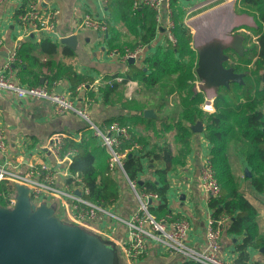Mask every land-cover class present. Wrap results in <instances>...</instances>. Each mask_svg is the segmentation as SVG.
Instances as JSON below:
<instances>
[{
    "label": "crops",
    "instance_id": "obj_1",
    "mask_svg": "<svg viewBox=\"0 0 264 264\" xmlns=\"http://www.w3.org/2000/svg\"><path fill=\"white\" fill-rule=\"evenodd\" d=\"M28 1L30 0H3L0 4V66L6 60L9 51L14 47H17L18 50L22 44L27 43L35 49L33 54L39 61L51 59L54 66L58 64L71 65L76 74L88 78L86 82H82L74 88L67 79L56 80V84L54 83L51 87L54 91L61 90L77 108L84 107L93 122L99 126L106 125L110 121L125 122V126H128L131 131L132 139L141 146L138 153L143 152V150H150L159 144L163 139H159L153 147L147 140L145 143H141L139 140L144 136L147 139L148 133L156 132L155 124L162 114L159 109L153 108L151 105H145L143 102L135 101V99L126 100L125 89L122 90V87L127 84L129 86L131 83L128 91L129 93L132 92L133 85L136 84L135 79L119 85L121 96L112 97V103L103 101V95L99 88L108 84L113 76L116 81L120 82L123 75L132 66L131 64H143L144 59L151 56L159 46H165L168 42L162 28L157 27L154 38L147 45L145 44L142 56L140 53L134 63L123 62L108 55V50L114 48L111 44L131 42L142 32L139 25L132 27L124 22L122 12L126 8L127 0H33L43 13L56 11L53 28L43 32L28 31L19 22L18 14L26 8ZM188 1L176 0L175 5L184 9ZM176 6L173 7L175 11L177 10ZM87 13L94 16L105 15L108 23L107 33L80 26L81 19ZM128 26L132 29H129ZM203 29L214 30L211 27ZM252 32L254 33V31ZM66 36H73L74 38L68 43L61 42V39ZM43 38H47L56 44V52L52 56L41 51L40 41ZM67 49L73 52L72 56L64 54ZM139 58L142 62L138 61ZM14 70L16 78L20 81L19 66L15 65ZM29 70L30 72L25 74L28 77L29 74L43 71V68L39 67L37 63H31ZM42 83H46L44 77L40 79V84ZM195 90L200 91L196 88ZM146 110H151L153 114L146 116L144 114ZM160 121L162 125L166 123L164 119ZM197 121L202 122V120ZM0 125L8 139L9 154L7 160L12 166L22 171L28 170L30 167L38 168L42 162H48L53 168L57 167L54 158L44 147L52 134L59 133L63 137L70 135L75 138L74 141L78 142L85 133H91L90 130L86 129L84 118L73 111L56 114L51 104L46 100L32 98L16 100L3 91H0ZM142 125H150V132L147 128L142 130L140 127ZM202 125L203 130L201 132L193 131V134L185 141L187 151L181 156L183 162L172 167L165 174L169 182L165 201L166 208L156 210L160 201L157 200L152 203L153 214L156 217H185L189 220L190 229L187 242L194 246L201 244L208 219L211 217L208 198L199 184L200 165L208 157L210 149V143L205 135L204 122ZM159 134L161 136L163 132L160 131ZM173 135L174 133L171 134L172 137ZM163 138L166 139L164 135ZM95 139L97 144L101 145L96 137ZM171 150L172 154L177 153L176 149L171 148ZM235 158L236 169L233 172L234 177L238 178V191L243 194L256 211L254 219L256 237L264 236V194L256 190L250 180L244 177L243 173L247 171L244 156H235ZM142 162V171L138 174L139 180L142 182L147 179L158 182L159 176L153 169L147 167V159H142ZM118 174L115 173L117 178L120 179L122 175L126 181L123 173L118 172ZM55 181L58 186L64 187L66 178L56 175ZM70 189L77 191L78 188L70 187ZM120 193L117 203L108 207L117 211V215L126 218L137 204L134 195L128 194L131 192L120 191ZM41 203L51 207L53 214L61 222L77 225L97 237L102 244L113 251L114 264H182L183 262L182 257L178 254L163 250L151 242H148L147 249L142 256L137 259H130L123 250L127 241V229L117 219L100 216L80 224L71 219V207L68 199L46 196L40 201ZM242 239L243 235L229 233L224 228L220 239L221 258L233 263L238 256L236 245ZM247 251L249 258L246 264H264L262 248L248 246Z\"/></svg>",
    "mask_w": 264,
    "mask_h": 264
},
{
    "label": "trees",
    "instance_id": "obj_2",
    "mask_svg": "<svg viewBox=\"0 0 264 264\" xmlns=\"http://www.w3.org/2000/svg\"><path fill=\"white\" fill-rule=\"evenodd\" d=\"M127 1L126 8L122 12L124 22L132 27L139 25L142 32L136 36L137 39L135 37L131 42L111 44L120 50L128 43L131 45L130 49L149 43L158 29L155 13L151 8L143 4L134 7L132 0ZM175 1L171 0L172 7L176 3ZM239 1L244 12L251 15L256 23L255 27H251L256 35V40L251 46H244L242 55H238L232 50L226 51L230 58L224 65L233 66L236 71H243L244 76L241 83L230 82L228 86H218L212 112L206 115L199 106L202 101V92L196 91L194 84L189 79L194 75L193 67L196 64V57L192 55L195 50L189 49L183 41L180 44L177 42L172 44L167 41L165 46H159L151 56L145 58V65L131 64L132 66L123 75L120 82L116 81L113 76L108 84L99 88V91L103 95L104 102L112 103V97L120 95L119 85L128 80L138 78L141 82L152 86L166 74L177 75V93L186 89L184 93H180V97H183V109L180 113L182 114L181 120L176 122L173 135L177 153L172 154L171 144L166 139L160 141L150 150H143L141 153H128L123 161L125 176L135 182L138 191L156 193L160 201L156 210H164L169 187L165 174L172 167L183 162L181 156L187 151L185 141L193 134L191 126L197 120H204L205 135L210 143L208 158L219 184V193L208 198V207L211 209L213 218L229 217V221L224 227L227 232L243 235L242 241L236 245L238 256L233 264H246L249 258L248 246L262 248L264 254V236L256 237L254 220L256 211L238 191V178L234 177L229 161L231 153L229 149L232 147V153L237 157L244 156L247 163V171L243 173L244 177L250 180L256 190L262 191L264 188V0ZM173 12V19H177V13L175 10ZM175 29L180 35L185 36V28L182 23L176 24ZM187 37L188 35L185 36V38ZM181 45L189 49H187L191 55L189 63L179 54ZM40 47L42 52L51 56L56 52V44L47 38L41 39ZM34 51L35 49L27 43L22 44L17 50V60L14 66L20 68L21 83L39 85L41 77H44L46 84L51 87L56 80L67 79L74 88L88 79L76 74L71 65L58 64L54 66L51 59L39 61L33 54ZM64 54L72 56L73 52L67 49ZM250 54L253 55V61L249 58ZM235 57L237 58L235 59ZM31 63H37L39 67L43 68V71L34 72L28 77L25 74L30 72ZM163 131L166 132L165 127L161 129V132ZM126 145L128 143L124 146ZM68 149L75 150V155L69 165L71 175L66 178V183L70 187L83 186L87 188L88 192L83 196L93 203L106 206L115 205L121 195L120 184L115 173H112L108 168V154L104 147L97 144L95 137L87 132L78 142L64 138L63 150ZM144 158L147 159V167L158 174V182L146 179L139 183L138 174L142 171V159ZM13 189L11 184L0 182L1 206L6 204ZM149 212L152 214L154 212L152 205H149ZM182 264L200 263L183 260Z\"/></svg>",
    "mask_w": 264,
    "mask_h": 264
},
{
    "label": "built area",
    "instance_id": "obj_3",
    "mask_svg": "<svg viewBox=\"0 0 264 264\" xmlns=\"http://www.w3.org/2000/svg\"><path fill=\"white\" fill-rule=\"evenodd\" d=\"M3 0H0V4ZM134 7L146 5L155 13L158 26L162 28L168 42L176 43L173 34V7L171 0H132ZM56 11L43 13L38 9L37 3L28 1L26 8L18 14L19 22L24 28L31 32L50 31L54 26ZM80 26L90 28L99 32L107 33L108 23L106 16L85 14L80 21ZM143 45H138L133 49L124 47L111 48L108 55L123 62L129 59L136 60ZM17 60V47L7 53L6 60L0 66V91L6 92L16 98L24 100L26 98L46 100L51 104L56 114L66 111H73L84 118L86 129L91 131L108 154V168L112 173H124L123 161L128 153H138L141 146L132 139L128 126L117 121L99 126L93 122L86 112V109L77 108L72 101L62 92H56L46 83L39 85L22 84L15 76L14 63ZM120 80V78H117ZM56 84V83H55ZM214 98H206L203 109L211 112L214 109ZM67 137L75 140L72 136H62V134H52L46 141L44 147L54 158L57 165L53 168L48 162H42L38 168L30 167L22 171L15 168L8 162L9 146L4 129L0 125V182L11 184L13 191L9 195L4 207L13 208L16 203L15 185L20 184L29 191L32 203L39 205L46 196L68 199L71 207V219L74 222L84 224L100 216H108L117 219L124 224L127 229V241L123 246L124 253L130 259H137L142 256L148 242L154 243L163 250L178 254L185 261H194L200 264H233L221 258V232L227 222L228 216H220L208 219L204 237L201 244L194 246L187 242V235L190 229V222L185 217L165 216L159 219L154 218L149 212V205L153 201L159 200L156 193L138 191L134 181L126 176L135 200L136 207L126 217L123 218L100 203H93L83 196L88 190L85 187H78L79 194L70 189L65 182L64 187L58 186L55 176L67 178L70 176L68 167L74 158L73 149L63 150V139ZM126 143L128 145L124 146ZM63 165V167H60ZM199 184L206 197L216 196L219 193V184L215 177L213 167L209 158L206 157L199 169ZM264 194V188L261 191ZM1 194V193H0Z\"/></svg>",
    "mask_w": 264,
    "mask_h": 264
},
{
    "label": "water",
    "instance_id": "obj_4",
    "mask_svg": "<svg viewBox=\"0 0 264 264\" xmlns=\"http://www.w3.org/2000/svg\"><path fill=\"white\" fill-rule=\"evenodd\" d=\"M73 38L66 36L61 42L68 43ZM244 40L240 32L195 38L196 74L209 83L216 80L217 86L241 83L244 73L224 63L230 58L227 50L243 54ZM128 62L134 63V60L131 58ZM144 114L153 113L146 110ZM191 129L201 132L202 122L196 121ZM15 191L13 208L0 205V264H114L113 251L97 237L77 225L61 222L44 203H32L26 187L16 184Z\"/></svg>",
    "mask_w": 264,
    "mask_h": 264
},
{
    "label": "rangeland",
    "instance_id": "obj_5",
    "mask_svg": "<svg viewBox=\"0 0 264 264\" xmlns=\"http://www.w3.org/2000/svg\"><path fill=\"white\" fill-rule=\"evenodd\" d=\"M226 5L229 6L230 13L232 14V16L235 19L232 18V20H230V22L227 23L228 25L223 27V28H217L216 26H212L211 28H214L218 31H221V34L227 33V35L230 33H234V32H240L244 36L246 35V37H245L246 39L244 40V46L246 45V47L247 46L249 47V46H251V44H254L255 39H256V35L252 32L251 27H255L256 23H255V21L251 15L244 12L243 8L241 7V3L239 0H189L184 9H182L180 6L177 7L176 5H174L173 7H175V6L177 7V11H175L177 13V16H176L177 19H175V18L173 19L174 27H173L172 31H173V34L175 35L176 42L180 44V42L182 43V41H183V42H185L184 44H186L189 49L193 48V40L195 38L199 37V34H198L199 25L198 24L200 22L196 23L195 22L196 19H199V18L202 19V16H206V20L204 22L208 21L207 23H209V24L214 23V25L216 23L220 24L221 23V17H223V15H226L224 10H223L224 13H222L220 9H222ZM179 23L183 24V26L185 28V36L188 35L187 38H185V36H183V35H180L176 31V29H175L176 24H179ZM128 28L132 29L130 26H128ZM217 34H220V33H217ZM213 35H215V34H213ZM202 37H204V36H202ZM182 45H181V50H180L179 54H181L183 56V59H185L189 63V61L191 59V55H189V53L187 52L188 48L183 47ZM125 47H127L129 49L131 47V45L128 43ZM144 47H145V45L142 46V51H141L140 56H142V54H143ZM192 56H195L196 60H197V55H196L195 51H194ZM252 56L253 55L250 54L249 58H251L253 61ZM141 58H139L138 61H141L140 60ZM236 58L237 57H235V59ZM141 65H145V63H143ZM195 68H196V64L193 67V72H195ZM240 68H242L241 65H240ZM241 72H243V71H241ZM176 76H177L176 74H166L165 76L161 77L156 84H154L152 86L141 82L137 78V79H135L136 84L133 85V90H132V92L130 91V93L128 91V88H130L131 83L129 84V86L127 84L125 87H122V90L125 89V94L127 96L126 100L135 99V101L143 102L145 105H151L153 108L159 109V112L162 114V115H160L159 121L161 119H164L166 121V123L163 125L160 124L161 121L156 122V124H155V126H156L155 128L157 129L156 132L154 131L153 134L148 133L147 139L145 136L141 137V139H139L141 143H145V141L147 140L148 143L150 144V146L153 147V145L156 144V142L159 139H164L163 138V135H164L166 137V141H168L171 144V148L176 149V146L174 144V138L171 136V134L174 133V131H175L176 122L178 120L179 121L181 120L182 114H180V113H181V110L183 108V105H182L183 97H180V93L181 92L184 93L186 91V89H185L184 91L181 90L179 93H177ZM189 79H191L190 82L192 84H194L195 88L202 92V101L199 103V106L201 107L202 112L207 115L210 112L205 111L203 109V103L205 102L206 98H208V87H210L211 85L207 80L200 78L196 73H194L193 77L189 78ZM217 88H218V86L216 85L214 87V92L217 91ZM182 96H184V95H182ZM214 97H215V95H213L212 98H214ZM182 122L185 123L186 125H188L185 121H182ZM203 122H204V120H202V123ZM120 124L125 125V122H121ZM164 126H165L167 132L164 133L165 131H163V134L160 136L159 133ZM168 126H170V128ZM140 127L142 128V130L147 128L148 132H150L149 131L150 125L149 126H146V125L143 126L142 125ZM229 150L231 152L229 154V161L231 163L232 169L235 170L236 169V165H235L236 158H235V155L232 153V151H233L232 147ZM119 181H120V187H121L120 191H124V193L131 192L128 194H131V196H132L133 193H132L129 185L126 184V181H124L122 175H121V178L119 179ZM127 185H128V187H127ZM109 209H111L115 214L117 213V211H115L113 208H109ZM150 214L156 219L160 218V217H156L152 213H150ZM105 217H107V216H105Z\"/></svg>",
    "mask_w": 264,
    "mask_h": 264
},
{
    "label": "bare ground",
    "instance_id": "obj_6",
    "mask_svg": "<svg viewBox=\"0 0 264 264\" xmlns=\"http://www.w3.org/2000/svg\"><path fill=\"white\" fill-rule=\"evenodd\" d=\"M223 8L220 9V10H221L222 13L225 12L226 15H223V17H221V23L220 24L216 23L214 25V23H212V24L207 23L208 21L207 22H204L206 20V16H202V19H200V18L199 19H196V21H195L196 23L197 22H200L198 24L199 25V28H198L199 37L198 38H203L202 36H204V38H205L206 36L211 35V34H215L216 36H227V33L221 34V31H218V30H215V29L214 30H212V29H210V30L209 29L208 30L207 29H203L205 27H212V26H216L217 28H223V27H225V26L228 25L227 23L230 22V20H232V18L235 19L232 16V14L230 13L229 6L228 5L224 6ZM223 10H224V12H223ZM217 33H220L221 35L220 34H217ZM210 85L211 86L208 87V98H211L214 95V87L216 85V80L210 81Z\"/></svg>",
    "mask_w": 264,
    "mask_h": 264
}]
</instances>
